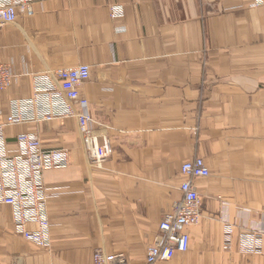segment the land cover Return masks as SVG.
<instances>
[{
    "label": "crops",
    "instance_id": "crops-1",
    "mask_svg": "<svg viewBox=\"0 0 264 264\" xmlns=\"http://www.w3.org/2000/svg\"><path fill=\"white\" fill-rule=\"evenodd\" d=\"M254 0H49L0 32V60L41 74L89 65L82 92L108 126L114 155L92 166L74 119L29 124L43 149L70 153L44 174L52 246L16 234L0 205V264H94L124 253L146 264L161 221L182 198L183 164L201 158L199 225L188 252L165 264H264L238 249L241 232L264 231V4ZM119 5L124 18L112 20ZM20 78L0 98L25 97ZM235 225L232 252L223 226ZM34 224L28 229L35 230Z\"/></svg>",
    "mask_w": 264,
    "mask_h": 264
},
{
    "label": "built area",
    "instance_id": "built-area-1",
    "mask_svg": "<svg viewBox=\"0 0 264 264\" xmlns=\"http://www.w3.org/2000/svg\"><path fill=\"white\" fill-rule=\"evenodd\" d=\"M49 0H0V32L16 25L19 17H33L36 3ZM264 4L254 0L253 8ZM124 10L119 5L109 7V17L121 20ZM21 72L15 64L0 60V98L15 86L20 78H29L31 88L25 97H13L0 105V205L12 212L16 234L43 250L52 246L51 225L44 174L47 171L70 167L69 151L43 149L41 137L35 130L22 132L29 124H51L58 119H74L82 139V147L90 165L102 168L114 155L108 126L94 121L91 106L83 87L91 79L89 65L57 68L41 74L29 71L23 62ZM20 129V130H19ZM17 130V132H15ZM187 179L180 186L182 198L173 205L161 221L156 241L147 249L146 264H165L177 254L189 250L188 230L201 219V196L196 179H207L210 171L201 158H195L181 167ZM37 228L29 230L28 225ZM235 225L226 221L223 226L225 252H232ZM238 249L246 255H259L264 250V231L241 232ZM94 264H129L124 253L108 254L98 250Z\"/></svg>",
    "mask_w": 264,
    "mask_h": 264
},
{
    "label": "rangeland",
    "instance_id": "rangeland-1",
    "mask_svg": "<svg viewBox=\"0 0 264 264\" xmlns=\"http://www.w3.org/2000/svg\"><path fill=\"white\" fill-rule=\"evenodd\" d=\"M20 129H22V128H20ZM20 129H19V130H20ZM15 132H17V130H16Z\"/></svg>",
    "mask_w": 264,
    "mask_h": 264
}]
</instances>
